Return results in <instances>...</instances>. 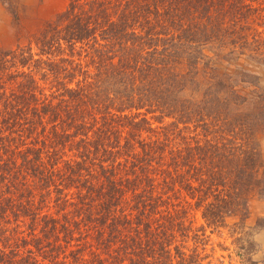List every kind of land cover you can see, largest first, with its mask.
I'll return each instance as SVG.
<instances>
[{
  "label": "trees",
  "instance_id": "1",
  "mask_svg": "<svg viewBox=\"0 0 264 264\" xmlns=\"http://www.w3.org/2000/svg\"><path fill=\"white\" fill-rule=\"evenodd\" d=\"M67 1L0 51V264H194L172 198L264 196V0Z\"/></svg>",
  "mask_w": 264,
  "mask_h": 264
},
{
  "label": "rangeland",
  "instance_id": "2",
  "mask_svg": "<svg viewBox=\"0 0 264 264\" xmlns=\"http://www.w3.org/2000/svg\"><path fill=\"white\" fill-rule=\"evenodd\" d=\"M67 7V0H0V51L33 43L45 25L56 19ZM14 12L17 13V19H14ZM256 70L260 77L259 85L264 91V68ZM153 123L154 128L161 126ZM262 130L258 141L264 154ZM210 133L203 128H193L185 136L204 143L213 138ZM177 142L181 143L179 140ZM172 200L174 206L180 204L191 210L188 215V222L192 223L194 230L191 235L197 234L204 239L203 244H196L192 238L186 244L184 252L194 264H264V196L256 195L251 199L247 220L243 222L239 214L228 218L225 227L218 229L207 225L203 209L196 208L197 199L192 200L186 192L182 193L180 200Z\"/></svg>",
  "mask_w": 264,
  "mask_h": 264
}]
</instances>
